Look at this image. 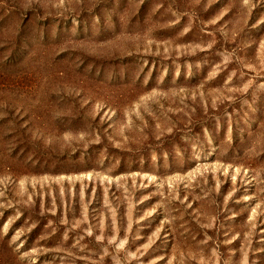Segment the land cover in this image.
<instances>
[{
	"label": "rangeland",
	"instance_id": "rangeland-1",
	"mask_svg": "<svg viewBox=\"0 0 264 264\" xmlns=\"http://www.w3.org/2000/svg\"><path fill=\"white\" fill-rule=\"evenodd\" d=\"M0 264H264V0H0Z\"/></svg>",
	"mask_w": 264,
	"mask_h": 264
}]
</instances>
